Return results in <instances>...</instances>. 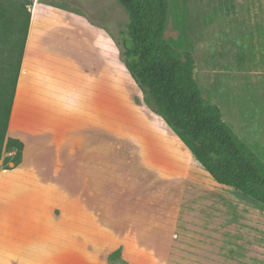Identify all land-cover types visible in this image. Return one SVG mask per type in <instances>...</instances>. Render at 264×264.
I'll return each mask as SVG.
<instances>
[{
    "label": "crops",
    "instance_id": "1",
    "mask_svg": "<svg viewBox=\"0 0 264 264\" xmlns=\"http://www.w3.org/2000/svg\"><path fill=\"white\" fill-rule=\"evenodd\" d=\"M122 65L75 11L32 14L7 134L23 156L0 161V264H170L188 241L172 179L187 197L193 155L126 102Z\"/></svg>",
    "mask_w": 264,
    "mask_h": 264
},
{
    "label": "rangeland",
    "instance_id": "2",
    "mask_svg": "<svg viewBox=\"0 0 264 264\" xmlns=\"http://www.w3.org/2000/svg\"><path fill=\"white\" fill-rule=\"evenodd\" d=\"M1 1L12 17L65 8L76 12L78 22L105 31L110 55L123 63L120 83L127 87L126 102L132 103L136 114L161 123L127 69L129 16L117 0ZM169 4L165 39L180 53H191L203 98L219 106L224 121L264 162V0H169ZM22 40V33L0 34V70L12 69L10 47L20 46ZM119 102L116 107L127 109ZM189 158L182 163L193 180L187 197L178 192L185 182L172 179L174 203L183 200L182 232L188 241L176 245L170 264H264V205L219 185L194 157Z\"/></svg>",
    "mask_w": 264,
    "mask_h": 264
},
{
    "label": "trees",
    "instance_id": "3",
    "mask_svg": "<svg viewBox=\"0 0 264 264\" xmlns=\"http://www.w3.org/2000/svg\"><path fill=\"white\" fill-rule=\"evenodd\" d=\"M117 1L129 16L127 69L156 113L218 184L264 205V162L224 121L219 106L203 98L191 53H180L164 37L169 0ZM30 23L31 13L12 17L0 0V34H23L20 46L10 47L12 69L0 70V161L4 159L6 167H17L23 156L24 144L7 134Z\"/></svg>",
    "mask_w": 264,
    "mask_h": 264
}]
</instances>
